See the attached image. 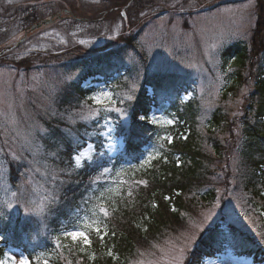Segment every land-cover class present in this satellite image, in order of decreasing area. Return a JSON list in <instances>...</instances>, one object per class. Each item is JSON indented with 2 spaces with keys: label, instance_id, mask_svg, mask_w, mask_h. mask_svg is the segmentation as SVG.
Segmentation results:
<instances>
[{
  "label": "rangeland",
  "instance_id": "1",
  "mask_svg": "<svg viewBox=\"0 0 264 264\" xmlns=\"http://www.w3.org/2000/svg\"><path fill=\"white\" fill-rule=\"evenodd\" d=\"M16 1L21 0H11L12 3ZM48 1L57 5L52 6L53 13L60 9L75 8L77 15L90 16L84 11L90 12L99 6L98 11L102 13L98 16L108 19L96 26L74 27L70 20L60 23L54 21L29 32L21 48L19 46L22 43L19 46L18 43L22 41L23 34L15 35L6 44V47H14V50L5 61L8 64L0 68V215L10 219L19 216L40 217L48 205L44 181H37L30 173L39 167L35 160L40 156L43 137L49 136L45 122L59 123L66 135H72L78 123L94 120L89 114L96 110L99 115L95 120L102 122L99 136H94L95 143L101 144L106 153L115 156L124 147L123 136L117 137L116 126L119 121L129 124V108L144 81L155 76L187 74L191 87L189 92L180 96V100H198L204 122L211 112L221 107L233 123L232 130L224 134L226 148L232 154L231 169L225 171L220 165L211 164V176L203 184L215 190L216 200L213 203H201L192 195L184 194L182 202L189 203L191 207L182 214L179 212L181 220L172 222L167 231L162 229V235L156 243L137 247L125 264H264V220L236 189L237 164L234 163L238 151V119L253 91V82L241 88L235 98L226 102L221 94L226 79L236 70L232 59L225 61L222 57L225 46L237 40L247 42L250 59L246 63L245 75L256 72L255 60L264 57V32L257 42L252 41L260 15L259 0L216 6L202 14H199L202 8L212 7L225 0H141L145 13L129 11L132 23L125 9L113 12L107 3L99 0H83L88 7L80 0ZM253 8L255 11L252 12ZM148 19L149 22L143 24ZM130 23L132 27L125 26ZM8 32L0 35V40ZM111 49L121 50L125 73L101 85L92 96L101 91L111 92L116 103L105 100L98 105L94 101H81L70 108L59 109L58 96L63 92L64 84L77 78L82 71L80 68L63 67L64 63ZM86 85L91 86L92 82L87 81ZM128 96H132V100H128ZM108 108L113 110L106 111ZM116 108L123 110L125 115L121 116L114 110ZM153 115L159 118L158 123L173 125L167 123L173 121L168 112L154 111L149 119ZM104 117L110 123L106 124ZM170 133L167 132V137H171ZM80 152L86 153L82 157L83 164L88 161V156L94 157L96 148L88 143ZM22 165H27L26 173H30L23 181L19 175ZM208 188L204 187L200 191L194 188L193 193H202ZM12 192H16L17 196L13 197ZM25 207L31 214L25 212ZM209 212L213 215L205 220ZM173 216L171 212L166 214L167 218ZM221 221L236 227L241 233L217 230L216 225ZM237 234L241 235V240L236 237ZM43 235L29 233L36 260L39 257L37 264H45V261L53 264L54 260L62 264H86L81 257L82 245L65 239L63 233H59V241L57 236L46 237L49 248L40 249L38 244L44 238ZM182 248L184 251L181 256ZM205 253L213 256L207 257ZM9 256L17 264L21 257L26 258L14 248L7 249L0 260L7 261ZM176 257H180L179 260Z\"/></svg>",
  "mask_w": 264,
  "mask_h": 264
},
{
  "label": "trees",
  "instance_id": "2",
  "mask_svg": "<svg viewBox=\"0 0 264 264\" xmlns=\"http://www.w3.org/2000/svg\"><path fill=\"white\" fill-rule=\"evenodd\" d=\"M1 1L3 4H0V35L9 32L0 40V68L8 64L5 61L14 50V47L7 48L6 44L15 35L23 34L19 46L26 40L32 28L46 19L52 18L58 23L70 20L73 27L96 26L108 19L101 17L102 15L98 16L102 13L98 8L90 12L84 11L91 14L88 16L77 15L75 8L60 9L53 13L52 6L57 5L48 0H42L40 3L38 0L13 3ZM80 1L84 5L87 4L83 0ZM99 1L107 3L113 12L125 9L131 23L129 11L145 13V8L140 4L141 0ZM245 1L251 0L220 1L212 7L202 8L199 14L216 6ZM259 2L260 15L258 20L256 19L257 25L252 39L255 42L261 39L264 32V0ZM95 16L98 18L93 19ZM149 19L143 24L149 22ZM131 23L125 26L132 27ZM137 34L138 32L135 33ZM135 38L136 36L133 40ZM22 46L23 43L19 48ZM118 56L120 58L115 59ZM122 57L120 49H111L64 63L63 67L80 68L82 71L77 78L64 84L63 92L58 96L59 109L70 108L81 101L90 102L88 97L101 85L112 81L118 74H124ZM222 57L225 61L232 59L236 68L226 79L221 93L223 101L235 98L241 88L253 82V91L238 119L235 178L238 184L236 189L264 220V57L255 60L257 71L248 75L244 74L247 60L250 59V48L246 41L237 40L225 46ZM252 65L253 63L250 66ZM188 76H155L156 78L144 81L129 108V124L114 119L118 122L117 137L123 136L125 143L124 148L115 156H110L101 144L95 143L94 136H99L101 131L100 120L78 123L72 135H66L60 129L59 123L55 125L49 121L45 122L49 136L43 137L40 156L35 160L42 168L38 167L30 173L37 181H44L48 205L40 217L19 216L10 219L0 215V236L4 237L0 240V255L6 248L16 247L24 252L31 264H37L36 251L30 245L29 233H44L45 236L43 235L44 238L38 245L40 249L45 250L49 248L46 237L52 238L59 233L77 229L89 232L92 240L91 246L81 252L82 260L86 264H125L137 247L156 243L162 235V229L167 231L172 222L181 220L179 212L182 214L191 207L189 203L182 202L184 194L192 195L201 203H213L217 194L203 182L211 176V164L220 165L225 171L231 169L232 154L226 148L224 134L232 130L233 123L228 120L226 110L221 107L211 112L204 122L198 100H180V96L190 90ZM87 81L92 82V85H86ZM154 111L168 112L173 119V125L164 126L139 120L140 115L149 118ZM167 132L171 134V142L164 139ZM88 143H92L96 148L94 162L84 161L80 168H76L73 157ZM100 152L104 155H97ZM150 153L156 154L155 158L141 168L140 165ZM26 166L22 165L19 171L21 181L30 174L26 173ZM103 167L109 168L110 172L101 175ZM16 174L18 175V172ZM137 181H144L146 184H137ZM204 187L208 189L202 193H193L194 188L200 191ZM40 190L44 192L43 189ZM100 205L104 206L107 217L100 212ZM170 212L174 216L167 218L166 214ZM94 220H98L102 228H107L108 235L105 236L103 245L94 231ZM221 226H224L222 229L232 232L238 231L225 221L219 222L216 229ZM109 250L114 253L113 256L107 254ZM91 255L95 258H90ZM53 264L62 263L54 260Z\"/></svg>",
  "mask_w": 264,
  "mask_h": 264
},
{
  "label": "snow or ice",
  "instance_id": "3",
  "mask_svg": "<svg viewBox=\"0 0 264 264\" xmlns=\"http://www.w3.org/2000/svg\"><path fill=\"white\" fill-rule=\"evenodd\" d=\"M10 2H11V0H10ZM134 87L135 86L133 85V88ZM132 98H133L132 96L127 97L128 100H132ZM88 100L94 101L98 105L103 103L105 100H110L112 104L116 103V101L112 99L111 92H107V91H101L97 95L90 96V97H88ZM121 102H123V101H121ZM112 110L113 109H111V108L106 109V111H112ZM114 110L119 112L121 116L125 115L124 111L119 109V108H116ZM98 115H99L98 112L96 110H93L90 112L89 117L95 119L98 117ZM234 115H235V113H234ZM85 118H88V117H85ZM104 119L106 121V124L110 123V121L107 120V117H104ZM139 120L146 121V122L151 123V124H157L159 122V118L155 115H153L150 119L146 115H140ZM167 123L172 124L173 121L169 120V121H167ZM164 139H167L169 142H171V140H172L171 137H165ZM85 155H86L85 152H80L78 155H75L73 157L76 168H80L82 166V157H84ZM97 155L103 156L104 153L100 152V153H97ZM154 158L155 157L150 153L148 155V157L144 160V162L140 165V167L143 168L149 161L153 160ZM88 162L89 163L94 162V159L92 156H88ZM235 162H236V158L234 157V163ZM109 172H110L109 168L103 167V171L101 172V175H104V174L109 173ZM136 183L137 184H146V182H144V181H137ZM109 191H111V189H109ZM11 195L13 197H16L17 193L12 192ZM129 195H131V193H129ZM9 207H12V205L9 204ZM25 212L27 214H31L27 207H25ZM100 212L103 213L104 217H107L108 214H107L106 210L104 209L103 205H100ZM212 215H213V213L209 212L207 215H205L204 219L208 220L211 218ZM92 223L95 224L94 231L97 234L98 239L101 241V244L103 245V243L105 241V236L108 235L107 228L106 227L102 228L100 226V222L98 220H94V221H92ZM113 235H115L114 232H113ZM63 236L65 239H70L74 243H78V244L82 245L80 247L81 252H84L85 248L91 246V244H92V240L90 238L89 232H86L83 230H77V229L69 230V231L64 232ZM3 239H4V237L0 236V240H3ZM56 239L59 241L60 236H57ZM183 251H184L183 248L180 249L181 256L183 254ZM107 254L109 256L114 255V253L111 250H109ZM90 258L94 259L95 257H94V255H91ZM179 258L180 257H176L175 259L179 260ZM37 260H39V257H37ZM0 264H17V262L12 256H9L7 261L6 260H0ZM18 264H31V261L28 258L21 257L18 261ZM45 264H48V262L45 261ZM78 264H79V262H78Z\"/></svg>",
  "mask_w": 264,
  "mask_h": 264
},
{
  "label": "water",
  "instance_id": "4",
  "mask_svg": "<svg viewBox=\"0 0 264 264\" xmlns=\"http://www.w3.org/2000/svg\"><path fill=\"white\" fill-rule=\"evenodd\" d=\"M50 22H51V20H47V21H44L43 24H48ZM37 27H40V25H38Z\"/></svg>",
  "mask_w": 264,
  "mask_h": 264
},
{
  "label": "bare ground",
  "instance_id": "5",
  "mask_svg": "<svg viewBox=\"0 0 264 264\" xmlns=\"http://www.w3.org/2000/svg\"><path fill=\"white\" fill-rule=\"evenodd\" d=\"M99 7V6H98ZM98 7H95V8H98Z\"/></svg>",
  "mask_w": 264,
  "mask_h": 264
}]
</instances>
